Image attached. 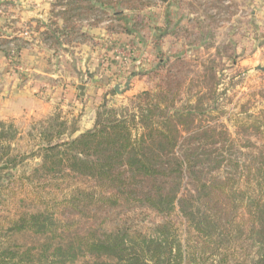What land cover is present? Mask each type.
<instances>
[{
	"label": "trees",
	"instance_id": "16d2710c",
	"mask_svg": "<svg viewBox=\"0 0 264 264\" xmlns=\"http://www.w3.org/2000/svg\"><path fill=\"white\" fill-rule=\"evenodd\" d=\"M160 1L162 24L137 12L151 0H54L63 23L46 26L44 40L76 32L75 21L99 8L124 21L108 36L131 34L142 43L144 28L161 45L205 23L174 18L173 4L192 10L193 2ZM13 40L21 55L23 40ZM157 48L151 70L158 82L119 105L104 99L92 127L80 132L59 116L35 127L30 154L40 160L20 181L34 206L0 217V264H264V109L235 118L236 134L196 124L205 99L217 102L219 80L212 87L200 81L196 104L179 105L192 65L185 45L172 54ZM17 135L14 124L0 122L1 188L28 155L14 152Z\"/></svg>",
	"mask_w": 264,
	"mask_h": 264
},
{
	"label": "rangeland",
	"instance_id": "374dc122",
	"mask_svg": "<svg viewBox=\"0 0 264 264\" xmlns=\"http://www.w3.org/2000/svg\"><path fill=\"white\" fill-rule=\"evenodd\" d=\"M53 2L54 0H0V43L10 41L13 36H21L35 60L33 76L40 77L47 73L45 80L52 85H58L60 80H65L74 72V68L77 67L75 64L87 63L85 59L87 52L101 48L102 41L105 40L102 34L107 35V28L123 24L124 21L109 17L99 8L98 11L85 13L75 21L79 28L76 32L59 30L56 31L55 38L44 40L43 32L47 29L46 26L48 30L53 29L54 20L63 23L55 16V12L62 6L55 9ZM151 2V6H145L137 12L141 15L140 17L151 14L155 18L158 15V22L162 24L164 20L161 13L165 10L164 4L160 0H151ZM186 2H193L195 9L191 10V7L186 4L181 9L177 7V4H173L170 9L175 13L174 18L200 16L205 21L201 29L197 25L190 27L187 24L186 27H190L189 31L192 33L190 37L186 36L184 31H178L180 38L176 36V33H172L164 39V43L159 45L152 42L150 38L151 34L157 33L147 28L140 30V34L146 40L143 41L144 43L131 34L119 36L115 34L112 37L114 38L111 39L114 50L118 42L123 40L129 44L128 51H134L130 56V58L133 57L132 64H134L131 71L140 72L141 76L121 81L119 92L113 90L114 87L109 77L106 78L96 73L88 76L83 71L78 79L80 84H85V87L87 85L90 89L92 79L95 78L94 80L98 82V86L101 85L103 92L102 94H91V96L94 95V99L86 102L87 104L84 103L82 107L58 106L44 116L11 115L9 117L7 115L10 112L6 111L0 114V122L12 123L18 129V135L12 142L14 152L28 154L11 170L12 176L4 179V187H0V217H9L25 206L29 209L34 206L32 200L26 198L25 188L21 186L20 181L21 176L28 174L40 160L37 155L30 154V151L37 147V139L33 134H37L35 127L38 123L50 116H59L61 120H66L70 125L73 124L72 126L76 124L80 132L92 127L96 111L104 99L109 104L119 105L139 91L151 88L158 82L157 76L151 70L158 63L151 56V54L155 56L157 47L158 50L172 54L177 49H183L185 45L184 52L187 51L185 56L192 65L191 73L182 91V102L179 105L187 103L189 99L192 102L188 103L196 104L200 96L199 92L204 86L200 81L212 87L213 82L219 80L217 102L205 99L203 109L206 111L198 112L195 118L196 124L225 125L236 134L240 125L234 121L235 118L247 117L246 114H257L264 109L262 93L264 86V0H186ZM125 13L129 12L125 11ZM131 23L133 24V20L129 22V25ZM82 31L86 32V36L81 35ZM198 35H205L206 38L203 40V37L195 38ZM41 37L44 41L40 39ZM13 49L15 51V47L10 44L1 47V58L6 52L8 59L14 55L15 62L18 61L21 55L15 52L12 54ZM104 52V50L98 52L95 69H97L98 61L106 62ZM138 58L140 61L136 63ZM97 73L101 72L97 71ZM127 81L129 82L128 88L126 87ZM85 96L86 94L82 97L83 100ZM4 175H6L5 172Z\"/></svg>",
	"mask_w": 264,
	"mask_h": 264
},
{
	"label": "crops",
	"instance_id": "0c3cea01",
	"mask_svg": "<svg viewBox=\"0 0 264 264\" xmlns=\"http://www.w3.org/2000/svg\"><path fill=\"white\" fill-rule=\"evenodd\" d=\"M102 36H105V40L102 41L101 48L87 52L85 55L87 63L75 64L77 67L74 68V72L65 80H60L58 85H52L45 80V77L48 76L47 73L40 77L33 76L35 60L24 42V47L20 49L22 54L18 59L19 63H17L18 61L15 62L14 55L10 59L5 54L2 58L0 56V114L6 111L10 112L7 115L9 117L11 115L44 116L54 111L58 106L82 107L84 103L91 102L96 93L102 94L103 92L101 86H98V82L94 80V77H96L94 76L90 89L87 85L85 87L86 96L83 100L82 97L84 96L79 94L77 88V85L80 84L78 79L83 71L88 76L96 73L106 78L109 77L112 87H114L113 90L119 92L115 89V86L131 74L132 65L134 64H132L133 57L130 58V56L133 55L134 51H128L129 44L125 40L118 42V46L114 50L113 40H111L114 38L104 34ZM15 37L23 40L21 36L10 38V45L13 47L16 45L15 40H13ZM40 39L43 40L42 37ZM101 50L105 51L106 62L98 61L97 69H95V61L98 60V52ZM11 52L13 54L14 49ZM139 61L138 58L136 63ZM97 71L101 73H97ZM91 94L94 95L91 96Z\"/></svg>",
	"mask_w": 264,
	"mask_h": 264
},
{
	"label": "water",
	"instance_id": "95a60500",
	"mask_svg": "<svg viewBox=\"0 0 264 264\" xmlns=\"http://www.w3.org/2000/svg\"><path fill=\"white\" fill-rule=\"evenodd\" d=\"M126 87H127V88L129 87V82H128V81L126 82ZM78 88H79V94H80L81 96H84V95H85V84H79V85H78ZM118 88H119V84H117V85L115 86V89H116V90H118Z\"/></svg>",
	"mask_w": 264,
	"mask_h": 264
}]
</instances>
